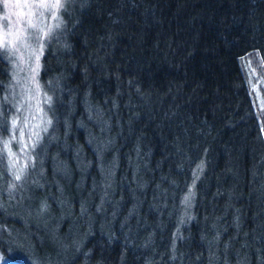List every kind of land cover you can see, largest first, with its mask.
<instances>
[{"label":"trees","instance_id":"obj_1","mask_svg":"<svg viewBox=\"0 0 264 264\" xmlns=\"http://www.w3.org/2000/svg\"><path fill=\"white\" fill-rule=\"evenodd\" d=\"M61 18L40 56V170L0 233L40 213L82 239L25 240L57 264H264V110L239 62L259 52L264 70V0H63ZM9 82L0 49V143Z\"/></svg>","mask_w":264,"mask_h":264},{"label":"rangeland","instance_id":"obj_2","mask_svg":"<svg viewBox=\"0 0 264 264\" xmlns=\"http://www.w3.org/2000/svg\"><path fill=\"white\" fill-rule=\"evenodd\" d=\"M62 2L63 0H0V49L10 67L6 98L11 105L9 131L0 143V153L13 177L12 181H3L0 174V204L3 208L21 207L24 200L30 201V196L26 198V194L22 192L29 184L27 178L31 177L34 181L40 170V150L51 125V97L43 91L38 80L40 56L45 40L61 25ZM239 62L253 102L262 111L264 70L260 54L242 55ZM82 217L83 212L71 215V219L77 224H80ZM36 220L40 221L36 228L22 224L15 229L6 228V233H0V241L8 250L4 253L0 249V264H57L53 258L41 259L29 252L25 240L32 247L34 241L30 243L29 239L34 236L42 237L37 232L41 228L48 229V239L58 240L57 243L62 248L73 244V254L79 251L82 239L77 234L73 232L69 237L66 231L64 236H57L56 225L50 222L46 225V215L38 213ZM23 221L26 222L25 219ZM70 258L72 256L69 255L68 259Z\"/></svg>","mask_w":264,"mask_h":264},{"label":"snow or ice","instance_id":"obj_3","mask_svg":"<svg viewBox=\"0 0 264 264\" xmlns=\"http://www.w3.org/2000/svg\"><path fill=\"white\" fill-rule=\"evenodd\" d=\"M17 179H19V177H17Z\"/></svg>","mask_w":264,"mask_h":264}]
</instances>
